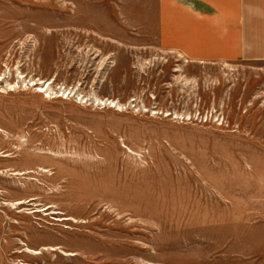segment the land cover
<instances>
[{
	"label": "rangeland",
	"instance_id": "1",
	"mask_svg": "<svg viewBox=\"0 0 264 264\" xmlns=\"http://www.w3.org/2000/svg\"><path fill=\"white\" fill-rule=\"evenodd\" d=\"M157 8L0 0V264H264V61Z\"/></svg>",
	"mask_w": 264,
	"mask_h": 264
},
{
	"label": "crops",
	"instance_id": "2",
	"mask_svg": "<svg viewBox=\"0 0 264 264\" xmlns=\"http://www.w3.org/2000/svg\"><path fill=\"white\" fill-rule=\"evenodd\" d=\"M157 43L192 62L264 61V0H158Z\"/></svg>",
	"mask_w": 264,
	"mask_h": 264
}]
</instances>
